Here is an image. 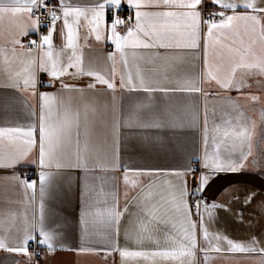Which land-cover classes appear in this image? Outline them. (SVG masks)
Wrapping results in <instances>:
<instances>
[{
  "label": "snow or ice",
  "instance_id": "6c2138e0",
  "mask_svg": "<svg viewBox=\"0 0 264 264\" xmlns=\"http://www.w3.org/2000/svg\"><path fill=\"white\" fill-rule=\"evenodd\" d=\"M125 10L128 15L121 16ZM93 38L114 49L107 53L112 62L107 75L84 66V49ZM0 41V87L12 90L3 109L22 107L29 120L19 124L6 117L0 124V169L12 170L10 179L30 203L35 204L37 185L39 190L38 220L24 214L17 227L16 216L9 214L12 225L4 221L0 249L26 256L27 264L42 255L30 247L45 249V256L72 250L65 231L71 222L53 208L54 227L46 226L45 200L65 197L78 179L79 253L118 254L119 264H212L239 253L252 264H264V232L239 242L210 230L219 211L233 212L231 203L241 205L234 218L243 224L244 209L259 196L249 215L264 216V194H236L229 204L207 198L221 173L246 171L250 159L251 167L264 170V107L258 123L241 104L242 99L262 101L251 89L255 82L264 90V0H0ZM188 61H200V71L169 77V68ZM158 62L161 76L145 68ZM82 77L90 78L84 87L68 82ZM68 93H78L81 103ZM99 95L110 102L101 104ZM176 95L203 97L202 127L195 128L201 135L200 157L189 156L170 171L125 166L124 141L134 139L145 149L164 147L197 125L200 114L194 107L178 112L167 103ZM101 110L104 115L110 110V117L101 118ZM98 119L103 132L95 143ZM21 166L36 168L35 178L18 173ZM117 172L125 185L123 207ZM131 189L139 191L129 197ZM247 223L252 227L251 220ZM13 229L14 237L8 235Z\"/></svg>",
  "mask_w": 264,
  "mask_h": 264
},
{
  "label": "crops",
  "instance_id": "0c3cea01",
  "mask_svg": "<svg viewBox=\"0 0 264 264\" xmlns=\"http://www.w3.org/2000/svg\"><path fill=\"white\" fill-rule=\"evenodd\" d=\"M54 43L59 46L60 38L58 35H54ZM4 42L0 41V45ZM8 46V45H5ZM10 47V46H9ZM114 49L110 44L97 43L94 38L91 42V47L84 49V66L85 68L91 67L101 73L107 75L111 69V61L107 59V53L113 51ZM119 63L117 64V69L120 70ZM146 69H157V75H163V71L160 70V62L157 65H145ZM201 68L200 61H188L183 64H177L174 68L168 69L169 77L180 75L184 72H199ZM43 76V81L47 80L46 75ZM90 78L82 77L75 81L69 79V83H75L77 87H84L89 82ZM3 81V77L0 76V82ZM251 89L252 94L261 96V102H250L247 100H241V104L244 105V110L247 115L252 119H256L259 123V110L264 107V90L257 88L255 82ZM40 91H53L51 88H40ZM119 94V93H117ZM12 95V90L4 89L0 87V124L7 117L9 121L19 124H27L28 114L21 107L15 110L10 109L5 112L3 105L5 98ZM66 95H71L75 98L74 103L79 105L81 103L78 93H68ZM98 95L95 92H90L89 96ZM231 95L236 96L235 92ZM159 98V97H158ZM101 104L105 100L110 102V97L105 95H99ZM164 101L161 100V103ZM127 103V99H125ZM175 110L178 112L185 106H192L200 114V119L196 126L193 127L192 131L181 134L177 139L170 141L164 147H152L150 149H145L139 146L136 140H126L122 144L121 148V158L122 163L125 166L131 165L142 168H154L161 169L165 171L180 169L182 165L187 162V157L191 156L194 159H198L201 155V135L195 130L196 127H202L203 118V104L204 100L201 96H186V95H176L170 97L167 101ZM219 107L217 110L216 120L219 122ZM110 117V110L107 115L103 114L101 110V118L107 119ZM211 123V120H210ZM103 129L97 122V136L94 140L95 143H100L102 140ZM249 168L246 171L239 173H221L219 176L215 177L210 187L207 190V198L209 201L216 200L223 204H229L232 197L239 194L243 197L244 194L250 191L261 192L264 194V175L260 174V171L256 168L251 167V159L249 161ZM198 165L194 164L193 166ZM199 166V165H198ZM25 168H32L31 166H21L16 169L18 173ZM12 175V170L10 169H0V235H4L3 228L5 227L4 221L7 219L8 227H11L12 220L9 214H14L16 216V226L19 227L22 224V217L24 214L27 215L28 219L32 221L33 219L38 220V206H39V190L38 185L36 189V201L35 204L29 202L28 197L25 195L23 188L16 182L10 179ZM79 177L80 173H75ZM117 189L119 192V203L123 207L125 185L122 180V173L117 172ZM7 178V179H6ZM108 185H111L112 174L109 173L106 177ZM161 179V177H157ZM191 180V177H189ZM143 182L147 183L148 178H143ZM65 180L61 181L63 185ZM139 189L129 190V197L137 194ZM31 195V192H29ZM80 190H79V180L77 179L75 184L72 186L71 192H69L65 197L60 200H45V224L48 227H54L52 217L50 215V210L53 208H59L62 210L63 214L66 215L71 222V226L66 229V247L72 250H57L54 253L47 254L45 249H41L42 255L36 257V264H119L120 257L118 254L114 256H108L104 251L99 253H79L77 249L81 242V232L79 224V213H80ZM261 197H257L256 201L249 208L244 209L245 212V223H237L234 218V212L236 209L241 207L240 204L231 203L233 212H228L225 210L219 211V219L216 221L214 226H211L210 230L215 231L217 229L221 230L227 234L230 238L237 240L239 242H246L249 235H256L261 237V233L264 232V216H260L259 212H256L254 216H250V213L255 212V206L259 202ZM33 213H36L35 217ZM251 220L252 227L248 226V221ZM10 236H15L16 232L13 229ZM264 238V237H262ZM120 244H124L123 239V226L121 228ZM29 251H33V247L29 248ZM215 256V254H213ZM28 258L22 254L9 253L4 249H0V264H13L14 261H19L20 264H27ZM141 264L143 262L141 261ZM212 264H252V259L246 257L244 254H227L219 259H214Z\"/></svg>",
  "mask_w": 264,
  "mask_h": 264
},
{
  "label": "built area",
  "instance_id": "2783aa9c",
  "mask_svg": "<svg viewBox=\"0 0 264 264\" xmlns=\"http://www.w3.org/2000/svg\"><path fill=\"white\" fill-rule=\"evenodd\" d=\"M126 15H128L127 10H125L124 12L121 13V16H126ZM43 19H44V20H47V19H48L47 14H44ZM31 39H38V37H36V36H32ZM24 42L26 43L27 40H25ZM41 80H43V76H41ZM194 167H198V165H195ZM36 171H37V169L34 168V167H32V168H25V169L21 170L20 173H21V174H23V173H27L28 176H29L30 178H35L33 174H34ZM33 251H40V252H41V249H36V248L33 247Z\"/></svg>",
  "mask_w": 264,
  "mask_h": 264
}]
</instances>
